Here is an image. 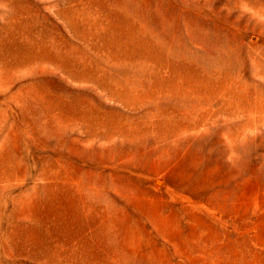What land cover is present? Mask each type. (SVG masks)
I'll return each instance as SVG.
<instances>
[{"label":"rangeland","instance_id":"1","mask_svg":"<svg viewBox=\"0 0 264 264\" xmlns=\"http://www.w3.org/2000/svg\"><path fill=\"white\" fill-rule=\"evenodd\" d=\"M0 264H264V0H0Z\"/></svg>","mask_w":264,"mask_h":264}]
</instances>
